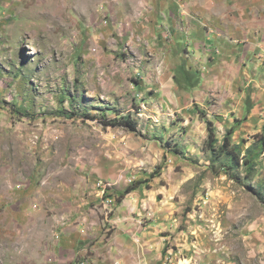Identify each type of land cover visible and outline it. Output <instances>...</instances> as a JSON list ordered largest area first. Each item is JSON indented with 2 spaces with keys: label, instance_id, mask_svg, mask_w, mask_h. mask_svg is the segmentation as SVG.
Returning a JSON list of instances; mask_svg holds the SVG:
<instances>
[{
  "label": "rangeland",
  "instance_id": "obj_1",
  "mask_svg": "<svg viewBox=\"0 0 264 264\" xmlns=\"http://www.w3.org/2000/svg\"><path fill=\"white\" fill-rule=\"evenodd\" d=\"M105 1L0 0V264H90L78 219L103 264H264V70L158 74Z\"/></svg>",
  "mask_w": 264,
  "mask_h": 264
},
{
  "label": "crops",
  "instance_id": "obj_2",
  "mask_svg": "<svg viewBox=\"0 0 264 264\" xmlns=\"http://www.w3.org/2000/svg\"><path fill=\"white\" fill-rule=\"evenodd\" d=\"M105 2L109 13V23L105 26L109 36L117 43L150 45L154 60L165 62L167 72L158 73L159 70L158 74L168 73L173 77L180 69L184 76H212L214 73L218 77L231 76L235 78L233 83H237L238 56L252 63L250 71L245 67L248 75L257 74L259 68L264 70V0ZM92 4L90 8H97L98 3L93 1ZM88 13L90 21L94 20L93 11L90 9ZM88 25L91 27V22ZM239 39L241 43H236ZM242 43L245 47L239 50ZM206 60H209L208 64ZM77 222L71 226L73 230L62 238V244L71 249L69 256L84 254L86 249H76L81 239H85L78 231L82 226L92 225L89 227L94 234L91 237L98 239L91 247L96 255L87 260L90 264H103L104 259L99 258L103 249L99 224L95 220L78 219Z\"/></svg>",
  "mask_w": 264,
  "mask_h": 264
},
{
  "label": "trees",
  "instance_id": "obj_3",
  "mask_svg": "<svg viewBox=\"0 0 264 264\" xmlns=\"http://www.w3.org/2000/svg\"><path fill=\"white\" fill-rule=\"evenodd\" d=\"M119 123H121L122 126L124 127H127L129 129H135L136 127V122H133L132 120H130L129 118H121V120H119ZM208 136H209V141L212 143V141H214V137H215V133H214V129L212 128V123L211 122H208ZM233 133V129L230 128L225 137H224V140H223V144L221 146V151L224 153V152H230L231 151V148H230V136L231 134ZM263 136V134H262ZM232 158H234L235 156H231ZM127 192L130 191V188H127L126 190Z\"/></svg>",
  "mask_w": 264,
  "mask_h": 264
}]
</instances>
